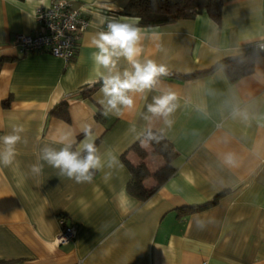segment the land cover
Here are the masks:
<instances>
[{"label": "crops", "instance_id": "1", "mask_svg": "<svg viewBox=\"0 0 264 264\" xmlns=\"http://www.w3.org/2000/svg\"><path fill=\"white\" fill-rule=\"evenodd\" d=\"M52 1L0 0V137L20 136L11 163H0L2 264H264V51L235 80L216 65L264 38V0H222L218 21L202 12L161 26L120 14L128 0H67L88 21L68 63L15 43L36 28L35 8ZM109 20L139 27L137 59L167 69L151 90L130 92L134 105L119 114L100 103L108 71L92 58L93 38ZM126 70L133 71L121 57L114 71ZM167 93L176 97L170 124L148 111ZM146 130L163 134L176 156L172 174L141 200L127 192L123 156L138 163V142L150 172L163 163L141 137ZM85 141L103 163L91 182L43 159L46 148L66 144L84 156ZM59 215L76 226L63 244L55 241Z\"/></svg>", "mask_w": 264, "mask_h": 264}, {"label": "clouds", "instance_id": "2", "mask_svg": "<svg viewBox=\"0 0 264 264\" xmlns=\"http://www.w3.org/2000/svg\"><path fill=\"white\" fill-rule=\"evenodd\" d=\"M101 24L108 19L106 17H97ZM141 40V29L129 23H121L115 20H109L107 30L100 31L94 38L93 44L98 51L92 54L94 63L108 71L107 75L102 74L103 86L101 91L105 100L100 103L105 104L108 110H114L119 114L121 106L132 108L134 100L129 93H143L145 90H151L158 82V77L167 74L164 66H158L149 60L141 63L137 57L140 56L142 48L139 47ZM123 57L132 66L133 71H124L123 74L115 72L116 64L119 58ZM176 99L174 93H167L154 97V102L148 105V111L153 116L165 117V123L168 115L174 110ZM22 128H14L13 132L18 133ZM87 136V130H85ZM149 138L151 133H149ZM18 134H10L0 137V144L4 145L3 151H0V163L10 164L14 156V145L19 141ZM82 150L86 155L81 156L80 151H72L71 144H66L59 151L45 149L43 159L50 165L61 170V173L73 178L77 183L91 182L93 179L91 170H99L103 167L101 157L97 155V149L94 143L85 141L82 144ZM228 163H232L231 157L227 158ZM39 171V169H34Z\"/></svg>", "mask_w": 264, "mask_h": 264}, {"label": "trees", "instance_id": "3", "mask_svg": "<svg viewBox=\"0 0 264 264\" xmlns=\"http://www.w3.org/2000/svg\"><path fill=\"white\" fill-rule=\"evenodd\" d=\"M221 5L222 0H128L125 7L120 10V14L137 18L140 26H161L178 19L191 18L202 12H206L214 21H218ZM256 53L258 52L246 51L242 55L224 58L216 65L220 66L231 80H235L250 71L252 58ZM63 109L64 106H58L53 111L66 117ZM149 133L152 138H149ZM141 137L148 141L150 153L161 156L163 160V163L154 172H150L143 160L148 151L138 142L132 145L141 158L138 163L132 164L123 156L130 172V179L126 186L127 192L130 196L142 200L149 197L172 174L171 162L176 156V151L171 142L156 130H146ZM149 176L153 177L154 183L151 186H146L145 179ZM198 208L202 207H196V209ZM2 263L5 261L0 260V264Z\"/></svg>", "mask_w": 264, "mask_h": 264}, {"label": "built area", "instance_id": "4", "mask_svg": "<svg viewBox=\"0 0 264 264\" xmlns=\"http://www.w3.org/2000/svg\"><path fill=\"white\" fill-rule=\"evenodd\" d=\"M36 28L29 34L18 33L15 43L20 52H47L52 56L70 62L76 51L80 35L87 28L88 21L82 12L67 0H55L48 6H38L34 10ZM245 50L264 51V38L252 40L245 44ZM59 226L55 238L57 244L71 241L75 236V224L67 223L65 215L57 217Z\"/></svg>", "mask_w": 264, "mask_h": 264}]
</instances>
